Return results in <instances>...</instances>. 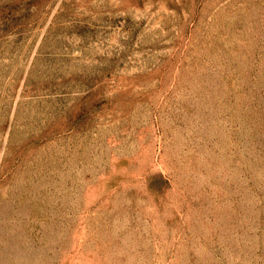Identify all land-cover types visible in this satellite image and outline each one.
Listing matches in <instances>:
<instances>
[{
	"label": "rangeland",
	"instance_id": "1",
	"mask_svg": "<svg viewBox=\"0 0 264 264\" xmlns=\"http://www.w3.org/2000/svg\"><path fill=\"white\" fill-rule=\"evenodd\" d=\"M0 264H264V0H0Z\"/></svg>",
	"mask_w": 264,
	"mask_h": 264
}]
</instances>
